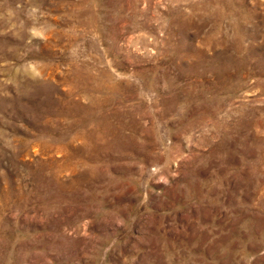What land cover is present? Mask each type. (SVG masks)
Listing matches in <instances>:
<instances>
[{"label": "rangeland", "instance_id": "1", "mask_svg": "<svg viewBox=\"0 0 264 264\" xmlns=\"http://www.w3.org/2000/svg\"><path fill=\"white\" fill-rule=\"evenodd\" d=\"M0 264H264V0H0Z\"/></svg>", "mask_w": 264, "mask_h": 264}]
</instances>
